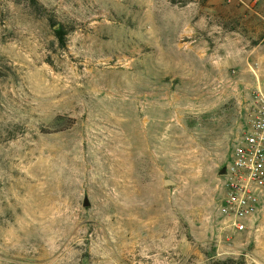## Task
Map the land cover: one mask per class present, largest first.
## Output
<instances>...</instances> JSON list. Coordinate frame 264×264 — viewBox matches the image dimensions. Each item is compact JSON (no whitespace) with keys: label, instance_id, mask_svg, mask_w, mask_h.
Returning <instances> with one entry per match:
<instances>
[{"label":"rangeland","instance_id":"rangeland-1","mask_svg":"<svg viewBox=\"0 0 264 264\" xmlns=\"http://www.w3.org/2000/svg\"><path fill=\"white\" fill-rule=\"evenodd\" d=\"M35 1L0 0V264H264V210L218 211L264 0Z\"/></svg>","mask_w":264,"mask_h":264},{"label":"built area","instance_id":"built-area-1","mask_svg":"<svg viewBox=\"0 0 264 264\" xmlns=\"http://www.w3.org/2000/svg\"><path fill=\"white\" fill-rule=\"evenodd\" d=\"M221 186L225 190L218 209L224 223L245 231L264 210V90L253 93L248 122L235 143Z\"/></svg>","mask_w":264,"mask_h":264},{"label":"water","instance_id":"water-1","mask_svg":"<svg viewBox=\"0 0 264 264\" xmlns=\"http://www.w3.org/2000/svg\"><path fill=\"white\" fill-rule=\"evenodd\" d=\"M225 173H226V167H224V168L221 170L220 174H221V175H224ZM165 184H166V185H174V181L167 179V180H165ZM84 205H87V200H85Z\"/></svg>","mask_w":264,"mask_h":264},{"label":"trees","instance_id":"trees-1","mask_svg":"<svg viewBox=\"0 0 264 264\" xmlns=\"http://www.w3.org/2000/svg\"><path fill=\"white\" fill-rule=\"evenodd\" d=\"M33 3H36L35 0H31ZM57 34H58V38L61 40V42L63 43L64 42V38H65V32L61 29H59L57 31Z\"/></svg>","mask_w":264,"mask_h":264}]
</instances>
